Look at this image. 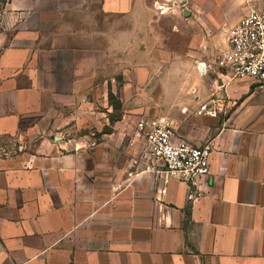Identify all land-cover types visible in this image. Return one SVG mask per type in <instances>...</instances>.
Wrapping results in <instances>:
<instances>
[{
    "label": "crops",
    "instance_id": "crops-1",
    "mask_svg": "<svg viewBox=\"0 0 264 264\" xmlns=\"http://www.w3.org/2000/svg\"><path fill=\"white\" fill-rule=\"evenodd\" d=\"M154 1H8L10 32L0 35V264H264V90L231 81L226 114L191 120L183 134L166 119L176 138L212 145L210 172L192 201L189 187L175 177L164 182L142 142L130 145L131 130L98 107L119 67L126 81L151 80V58L160 57L158 43L149 45L160 25ZM194 46L181 47L190 54L154 78L169 83L168 96L191 115L224 96L226 79L214 52ZM225 48L223 37L215 50Z\"/></svg>",
    "mask_w": 264,
    "mask_h": 264
},
{
    "label": "rangeland",
    "instance_id": "rangeland-1",
    "mask_svg": "<svg viewBox=\"0 0 264 264\" xmlns=\"http://www.w3.org/2000/svg\"><path fill=\"white\" fill-rule=\"evenodd\" d=\"M8 1L0 0V35L5 31L6 36L10 32L12 22L6 15ZM253 1L258 5H264V0H156L152 2L154 18L160 16V25L156 32L151 30L149 33V45L152 47L158 43L159 49L155 54H159L160 57L151 58V80L141 82L136 80L135 75H130L131 80L126 81L122 67H119L114 86L107 87L108 92L98 99L100 111L108 108L109 121L118 123L119 128L124 129L125 133L128 129L131 130V135L128 134L129 132L125 134L130 139L134 136L136 120L143 115L173 120L178 135L180 131L181 134L189 132L191 120L206 124L204 118L206 116L197 113V110L192 115L189 114L190 112H184L186 108H179L178 99L168 96L169 83L156 81L154 78L157 79L159 72L169 75L172 67L176 68L175 63L190 54V50L186 51V54H180L183 52L181 47H191L196 50L194 46L196 44L202 53L214 52L212 58L214 63H218L216 46L223 37H227L232 25ZM4 15L6 18L3 23L1 19ZM122 65L124 60L119 59V66ZM178 111L181 112L178 113ZM103 129L108 132V128Z\"/></svg>",
    "mask_w": 264,
    "mask_h": 264
},
{
    "label": "built area",
    "instance_id": "built-area-1",
    "mask_svg": "<svg viewBox=\"0 0 264 264\" xmlns=\"http://www.w3.org/2000/svg\"><path fill=\"white\" fill-rule=\"evenodd\" d=\"M221 78L224 86V96L214 94L199 104L197 113L218 117L226 114L227 95L225 87L233 80H241L254 91L264 90V5L256 2L248 4L247 9L228 31L226 48L217 55ZM136 140L142 142V155L151 160L150 163H160L164 168V182L169 177H175L178 183L189 187L187 199L201 195L197 181L210 172L212 145L207 142L195 145L182 138H176L173 125L169 121L140 116L135 123V132L129 144ZM134 160L132 162L135 163ZM154 166H147L152 170ZM131 175V173H128ZM160 193H166L162 187Z\"/></svg>",
    "mask_w": 264,
    "mask_h": 264
}]
</instances>
